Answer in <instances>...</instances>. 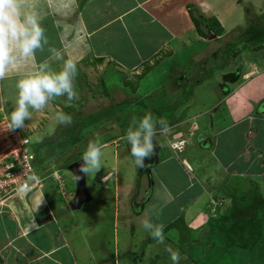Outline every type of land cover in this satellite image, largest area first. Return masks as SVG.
<instances>
[{
  "label": "rangeland",
  "instance_id": "obj_1",
  "mask_svg": "<svg viewBox=\"0 0 264 264\" xmlns=\"http://www.w3.org/2000/svg\"><path fill=\"white\" fill-rule=\"evenodd\" d=\"M207 2L221 19L223 27L228 31L226 34L217 38L211 37L208 39L211 41L206 42L187 39L181 44L176 43L179 49L165 47L163 52H167L162 54L156 62L162 60L158 68L166 71H154L151 78L150 74L146 75V73L149 72L147 71L149 68H152L153 59L142 66L138 65V71L135 70L132 73L125 69H121V72L113 65L107 69L105 67L96 69L95 66V69L91 71L85 68L82 76L76 77L80 102L76 104L74 100L70 106L66 103L58 104L62 106L60 108L70 107L67 112H64L72 116L73 123L70 126L59 125L55 120L56 112L51 115L48 113L49 117L45 118L44 125L41 127V136H36L34 133L27 135L33 149H39L41 152L37 166L50 173L58 169L66 186L61 189L60 183L53 178H49L44 183V187L49 190V195L55 199L53 203L57 212H60L58 209L60 203L62 204L61 199L65 190L72 193L75 190L74 178L68 170L69 165L73 163L71 160L80 159L79 153L84 151L90 140H96L105 145L101 158V170L93 178L86 176V186L91 199L79 210L71 211L72 217L76 218L74 234L79 237L74 241L76 243L74 246L77 248L83 246L86 255L96 257L102 254V251L97 250L98 244L101 245L104 241L102 236H108L106 241L108 247L112 246L114 240L119 243V249H122L123 245L124 253L120 251V256L122 254L123 258L119 257L121 261L123 259L125 262L128 261L124 258L125 253L128 252L129 255L134 253L133 257L129 256L130 262L135 261V258L139 256L137 264H172L169 254L164 251L167 244L179 250L180 264L210 263V260H215L210 255L218 256L214 252V247L219 243L214 236H207L209 227L207 228L206 221L218 216L221 208L219 204L221 203L223 207L227 206L230 194L237 197L248 195L253 189V184L258 186L262 194L264 193V165L259 164V158L255 157L256 154H260L261 149L264 153V112L262 113L264 105L259 103L264 97L259 95L255 101L241 105L231 100L226 103L227 96L230 93L233 94L244 79L248 80L256 73H264L260 70L264 68L263 66H259L260 69H258L254 61L246 60L253 56L249 52L243 53V40L246 36H241L244 29L251 24L264 25V0H209ZM196 8L206 10V7L202 5L196 4ZM180 23L185 34L192 32L194 38L197 37L195 28L188 25V19L184 17ZM157 26L154 25L151 30L155 31ZM159 39L158 37L155 43L159 42ZM161 39L162 42L165 40ZM193 43L197 44L188 47ZM129 58L132 59L131 56ZM253 59H257L264 65L263 56L255 55ZM237 61L243 62L248 69L241 78L237 75L239 68ZM133 65L134 62L131 66ZM143 75H145L144 78H142ZM223 77H229V81L222 82ZM223 91L229 92L224 98ZM105 92L108 95L104 94ZM164 108L167 109L166 113L156 114L155 109ZM149 111L155 117L166 118L172 127L171 135L156 138L157 152L151 159L145 160V164L150 165L151 170L147 176L156 181L154 185H152L154 181L149 183L148 178L144 179L143 175L137 177L139 168L130 154V145L120 139L132 115H143ZM231 124L237 126L232 127ZM79 126L82 129L80 128L77 134L79 136L77 142L68 145L72 136L69 134L76 132ZM251 128L255 134L250 131ZM223 129H226L227 133L218 135ZM236 129L238 132H235ZM187 131L190 132V135H187L190 140L193 134L198 140L199 134L204 135V133L208 137V144L211 140L207 147L201 144V150L200 146L193 151L191 149L192 152L200 154V158H197L198 154H195L196 158L192 157L195 160L192 163L198 166L192 174L198 178L200 186L203 189L206 187L209 192L208 196L201 198L199 202L194 199L200 194L193 200L190 199L199 187L187 180V175L182 169L175 168L174 158L179 157V154L169 147L170 141L185 137ZM168 137L169 140H167ZM227 142L230 147L226 144ZM156 158H159V165L155 164ZM183 164L189 173L188 164L185 161ZM220 164H229V167L220 168ZM224 170L228 173L223 174ZM110 171H112V180L105 186L100 182V178ZM189 176H191L190 173ZM205 176L208 180H205ZM137 179H139V186ZM250 180H254L251 185ZM129 182L131 184L128 186ZM136 186L138 188H135V192L133 189ZM115 191L118 194L116 204L113 198ZM165 193L173 196L172 203L166 201ZM70 200H67L65 205L68 206ZM153 206L161 212L159 221H156L153 216ZM187 206L202 209L203 216L199 219L195 218L196 211L193 212L189 208L185 220L190 227L186 234L173 228L165 235V244L157 243L142 227L141 221L146 218H152L154 222L164 224L174 222L175 214L186 210ZM115 217L118 218L116 221ZM88 218L89 220L85 222L84 220ZM113 224L117 225L115 237L111 231ZM82 232H84L86 247L80 236ZM93 232L96 234L94 237L91 234ZM186 235L192 241L190 249L183 239ZM208 241H214L215 246L210 247ZM143 246H146V250L139 255ZM86 255L82 261L83 264L92 263ZM243 256L238 254L232 258H226L221 261V264H230L232 261H234L233 264L239 262L243 264L244 259H241ZM222 259L223 257L220 258Z\"/></svg>",
  "mask_w": 264,
  "mask_h": 264
},
{
  "label": "crops",
  "instance_id": "obj_2",
  "mask_svg": "<svg viewBox=\"0 0 264 264\" xmlns=\"http://www.w3.org/2000/svg\"><path fill=\"white\" fill-rule=\"evenodd\" d=\"M207 1L209 0H28V9H35L39 14L42 27L45 28L48 37V44L44 45V50H37L36 52V62L52 63L49 47H55L61 49L66 58H71L76 62L78 75L82 76V71L85 68H89L91 71L95 69V66L96 69L98 67L107 69L110 65L115 66L119 71L125 69L132 73V71H138V65L142 66L153 59L152 68L146 73V75L150 74L151 78L154 71H166L158 68L162 60L156 62L162 54L167 52H163L165 47L167 49H177L178 47L179 49L178 44L187 41V39L211 41L208 40L210 38L204 39L198 35L194 38L192 32L185 34L183 28L179 25L185 17L188 19V25L193 26L188 13L189 5L193 8L195 15H204L207 19L216 18L224 30L223 34L228 32L223 27L222 21L215 13L214 8H211V4ZM196 4L206 7V10L196 8ZM153 24L158 25L155 31L151 30L154 28ZM158 37L160 38L159 42L155 43ZM161 38L165 40L163 39L162 42ZM195 44L197 43L190 44L188 47H193ZM130 56L132 59L129 58ZM133 62L134 65L131 66ZM53 66L56 65L53 64ZM34 67L35 65L29 59L27 62L22 63L18 70L14 69L4 80L0 81V118L8 123V113L13 107L16 95L15 81L20 72ZM144 77L145 75L142 76V78ZM253 89L255 90L253 91ZM238 94L243 96H237ZM259 95L264 97V73H256L250 79H244V82L239 85L233 94L230 93L227 96L226 103L231 100L235 104L241 105L255 101ZM66 100L59 97L50 102L43 112L33 111L32 118L25 121L26 127L17 130L41 136V127L44 125L45 118L49 117L48 113L51 115L53 112L60 110L67 112V109L70 108H60L62 106L58 105L65 104ZM78 100H75L76 104L80 102ZM234 124H231V126L236 127L237 125ZM250 131L255 134L252 128ZM224 132H226V129H223L218 135L222 136L225 134ZM235 132H238V130L236 129ZM207 138L204 133V135L199 134V138L196 140L193 134L179 157L174 158L175 168L183 169L187 175V180L199 187L197 192L190 197L193 200L200 194L194 199L198 202L202 200L201 198L208 196L209 192L205 186L206 190L200 186L198 178L192 174L195 169H198V166L192 163V161H195L193 159L196 158V152L192 151L199 146L201 150V144L203 147H207L211 143L210 140L208 144ZM167 140H169V137ZM197 154V158H200V154L198 152ZM183 160L190 166L189 173L191 176L182 164ZM156 165H159V160ZM222 167H229V164H220V168ZM227 173L228 171L224 170L223 174ZM111 174L112 171L104 174L100 178V182L106 186L112 180ZM207 176H205V180H208ZM142 177L144 179L148 178L149 183L154 181L152 185L156 183L146 173ZM140 180L142 181V178ZM131 182L128 183V186ZM202 183L204 184V182ZM135 188L133 190L136 192ZM213 190L216 191V189ZM115 193L113 196L114 204H116L118 197L116 191ZM46 194H49V190L45 187L27 191L23 195L8 200L0 209V264H83L82 261L85 258L86 251L83 250V246L78 248L74 246L76 245L74 241L79 237L74 234L73 230L76 226V218L72 217L73 213L65 205L69 197L65 195L62 197V204L60 203L58 209L60 212H57L53 203L55 199ZM165 194L166 201L172 203L173 196ZM128 195L130 196V192ZM189 208L190 206H187L186 210L175 214V220L182 217L187 229L190 225H187L185 218ZM190 209L193 212L196 211L195 218L199 219L200 216H203L202 209ZM88 217L90 218V216ZM89 218L84 221H88ZM117 219L115 217L114 220ZM116 229L117 225L113 224L111 229L113 237H115L114 232ZM83 234L84 232L80 236L82 237V243L85 245ZM91 234H93V237L96 235L95 232ZM102 238L104 241L101 245L98 244L99 249L97 248L99 252L102 251V254L96 257L86 255L92 261L89 264H95L96 262L99 264H137L134 260L129 261V256L134 255V253L131 255L128 252L125 253L124 258H127L128 261L125 262L124 259L121 261L120 258H123L122 254L124 253L123 245L122 249H119V243L114 240L112 246L108 247L106 241L109 237L102 236ZM115 250L117 251L114 252ZM145 250L146 246H144L143 252Z\"/></svg>",
  "mask_w": 264,
  "mask_h": 264
},
{
  "label": "clouds",
  "instance_id": "obj_3",
  "mask_svg": "<svg viewBox=\"0 0 264 264\" xmlns=\"http://www.w3.org/2000/svg\"><path fill=\"white\" fill-rule=\"evenodd\" d=\"M46 44H48L46 30L42 27L40 16L35 9H28V0H0V81L4 80L14 69L18 70L21 64L29 59L35 65L34 68L20 72L15 81L16 95L13 107L8 113V130L24 129L26 127L25 121L32 118L33 111L43 112L49 103L56 98L66 97L68 106L71 105L72 101L79 98L76 88L78 69L73 59L66 58L61 49L49 47L52 63L36 62L37 50L43 51ZM53 64L56 66L54 67ZM55 120L62 126H70L73 123L72 116L63 110L56 112ZM19 132L29 137L27 136L28 133ZM171 133L172 127L168 120L164 117H155L149 111L143 115H132L125 133L120 139L130 145V154L134 158L136 166L147 168L150 165H146L145 160L151 159L156 154L158 147L156 138L158 136L166 137ZM187 135L189 136L190 132L177 141H170V149L177 154L181 153L189 143ZM180 141H185L182 150L173 148V145ZM104 147L105 145L102 143L90 140L82 153L80 159L82 163L78 171L84 176L93 178L102 168L101 158ZM33 151L34 168L39 176V167L36 164L38 157L35 149ZM188 169L190 170V166ZM53 171H58V169L52 170L51 173ZM51 173L49 172L47 176ZM58 173L60 174L59 171ZM70 174L75 181L81 178ZM47 180L49 178L44 182ZM44 182L40 188L36 189H42L45 185ZM64 187L66 186L63 182ZM65 191L64 195L69 197L68 200L72 199L74 193ZM152 213L155 220L159 221L161 212L156 206L152 207ZM141 223L143 229L150 234L152 239L159 244H165V224L163 222H154L152 218H146ZM164 251L169 254L172 264H180L181 255L178 249L165 244ZM138 259H140L139 256L135 258V261L137 262Z\"/></svg>",
  "mask_w": 264,
  "mask_h": 264
},
{
  "label": "trees",
  "instance_id": "obj_4",
  "mask_svg": "<svg viewBox=\"0 0 264 264\" xmlns=\"http://www.w3.org/2000/svg\"><path fill=\"white\" fill-rule=\"evenodd\" d=\"M188 13L190 15V19L192 21V24L195 28L196 34L204 39L211 38V37H219L223 34L224 30L219 24L218 20L214 17L206 18L204 15H195L193 8L189 5L188 6ZM246 36L243 40V53H251L252 56H263L264 57V25L263 26H255L253 24L249 25L244 29L241 36ZM236 45H234L235 47ZM251 57V56H250ZM251 59L246 58L248 62L254 61L253 63L255 66L260 69L259 66L264 65L257 61V59ZM240 60V59H239ZM238 62V70L237 75L241 78V76L245 73L247 67H245L244 63ZM236 62V63H237ZM150 68L147 70L149 71ZM264 71V68L260 69ZM146 71V72H147ZM145 74V73H144ZM229 76V75H228ZM227 77V76H226ZM224 78L222 82L229 81L228 78ZM226 81V82H227ZM223 90V88H222ZM224 92V93H223ZM222 94H224L223 98L229 94L228 91H223ZM104 94L108 95L107 92ZM262 105H264V98L261 102ZM163 110V111H162ZM155 109L156 114L162 115L163 112H167L166 108L164 109ZM264 111H262L263 113ZM93 120V119H91ZM82 129L81 126L76 128V132L70 133L71 139L68 141V145H73L75 142H77V137H79L77 134ZM227 133V132H224ZM68 135H66L67 137ZM65 137V138H66ZM158 149V147H157ZM156 149V152H157ZM260 149V148H259ZM79 151V150H78ZM214 151V150H213ZM260 154H256V158L258 159L259 164L264 165V153L263 150H259ZM36 155L39 158L41 155V152L39 149H35ZM78 153V152H77ZM83 153V151H82ZM82 153H79L80 157L82 156ZM181 153H179L180 155ZM74 157V156H73ZM78 158H75L71 160V162L76 161ZM159 158L155 159V164ZM181 163V162H180ZM138 169V168H137ZM137 177L139 178L143 174H147L150 170V167L144 168L145 170H140ZM39 170V176L45 177L49 172L47 170H42V168H38ZM184 172V170L182 169ZM185 173V172H184ZM186 174V173H185ZM249 179V178H248ZM254 180H250L251 182ZM137 184L139 186V179L137 181ZM136 186V189L138 188ZM151 186V185H150ZM264 194V193H263ZM258 188V186H255L253 184V189L248 193V195H243L242 197L237 196H231L229 195V203L227 206L223 207L220 205V210L217 217L209 218L206 221L207 228L209 227V230L206 232L207 236H211L218 241V246H215L214 241H208L210 244V247H214V252L218 254V256L210 255L212 258H215V260H210V263L205 264H221V261H223L226 258H232L234 256L244 255L241 259L243 260V264H264V195H263ZM49 195V194H46ZM133 202V201H132ZM133 205V203H132ZM83 206V205H82ZM218 207V204H217ZM219 208V207H218ZM69 211H75L68 208ZM79 210V209H76ZM173 228H177L180 232H184L186 234L187 228L185 227L183 223V218L179 217L174 222L169 223L165 226V235L172 230ZM206 236V237H207ZM185 241L188 243V248H191V239L186 235L183 237ZM203 239V238H202ZM150 240V239H149ZM205 240V238H204ZM203 240V241H204ZM152 242V240H151ZM217 243V242H216ZM196 245V244H195ZM195 247V246H194ZM220 260V258H222ZM209 258V257H208ZM234 261H232L230 264H233ZM238 264H242L239 262Z\"/></svg>",
  "mask_w": 264,
  "mask_h": 264
},
{
  "label": "built area",
  "instance_id": "obj_5",
  "mask_svg": "<svg viewBox=\"0 0 264 264\" xmlns=\"http://www.w3.org/2000/svg\"><path fill=\"white\" fill-rule=\"evenodd\" d=\"M8 122L0 118V209L5 203L27 191L40 188L47 178L58 181L63 189V180L58 171L39 177L34 168V151L29 137L18 130H8ZM185 141L173 145L182 150Z\"/></svg>",
  "mask_w": 264,
  "mask_h": 264
},
{
  "label": "water",
  "instance_id": "obj_6",
  "mask_svg": "<svg viewBox=\"0 0 264 264\" xmlns=\"http://www.w3.org/2000/svg\"><path fill=\"white\" fill-rule=\"evenodd\" d=\"M80 159L74 161L68 167V170L70 171V173H72L75 176L81 177L78 181L74 180L75 181L74 194H73L72 199L68 203V208L71 210L79 209L83 204L87 203L91 199L89 191L86 186V176H84L83 173H80L78 171L79 166L82 163V160ZM143 248H141L139 255L143 252Z\"/></svg>",
  "mask_w": 264,
  "mask_h": 264
}]
</instances>
